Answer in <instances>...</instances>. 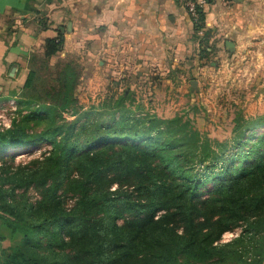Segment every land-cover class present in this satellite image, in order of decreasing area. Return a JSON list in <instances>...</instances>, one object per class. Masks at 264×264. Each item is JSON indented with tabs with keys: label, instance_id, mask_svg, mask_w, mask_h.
I'll list each match as a JSON object with an SVG mask.
<instances>
[{
	"label": "trees",
	"instance_id": "obj_1",
	"mask_svg": "<svg viewBox=\"0 0 264 264\" xmlns=\"http://www.w3.org/2000/svg\"><path fill=\"white\" fill-rule=\"evenodd\" d=\"M62 43L46 38L43 58L30 57L18 92L28 112L0 129V153L50 144L17 167L0 162V220L19 237L0 264H264V124L238 112L212 148L188 119L133 115L124 92L59 123L57 111L79 108L78 74L70 61L39 69Z\"/></svg>",
	"mask_w": 264,
	"mask_h": 264
},
{
	"label": "crops",
	"instance_id": "obj_2",
	"mask_svg": "<svg viewBox=\"0 0 264 264\" xmlns=\"http://www.w3.org/2000/svg\"><path fill=\"white\" fill-rule=\"evenodd\" d=\"M203 17L197 35L181 0H0V91L21 86L32 53L57 34L65 51L89 46L131 97L140 85L169 98L180 84L195 93L208 77L222 84L241 73L264 89V0H209Z\"/></svg>",
	"mask_w": 264,
	"mask_h": 264
},
{
	"label": "rangeland",
	"instance_id": "obj_3",
	"mask_svg": "<svg viewBox=\"0 0 264 264\" xmlns=\"http://www.w3.org/2000/svg\"><path fill=\"white\" fill-rule=\"evenodd\" d=\"M88 47L84 45L74 49L73 45L68 44L65 51V45L62 43V48L56 54V57H52L48 62L47 70L44 68L39 69V74L44 75L46 71H54V64L57 60L70 61L78 74L76 98L79 108L75 113L72 109L57 111L60 114V117L58 114L56 116L59 123L62 121L69 122L76 118H79L80 122H82L92 116H85L84 113L86 111L91 108H108L107 105L123 95L118 78L110 80L102 68V62H97L96 59L87 57L86 49ZM31 56L43 58V48L42 50L38 49ZM191 63L204 64V62L198 60H192ZM197 78L198 75H194L191 79L196 80ZM19 87L18 85L10 84L3 91H0V114H2L0 127L2 128H6L3 124L7 122H9L10 126V121L17 117L19 108L22 109V113L28 112L26 109L19 107ZM138 87L139 92L132 94L133 97L124 93L127 96L124 98V106L125 108L128 107L129 112H133L135 116L138 114H155L159 118H169L177 115L183 120L188 119L190 125L199 131L201 137L207 139L212 148H216L215 142L221 143L233 136V120L238 112L245 118L256 119L259 123L264 124V89L259 84H252L247 73H241L232 79L229 78L222 84L215 83L208 77L206 78V85L202 87V92L188 93L186 90H182L180 84L178 85L180 90L175 89L172 91L169 94V98H167L166 94L155 95L150 86L140 85ZM195 89H197V86ZM9 100L14 101V109H12L13 107L11 108ZM166 102L168 105H166ZM105 119L106 117H103L101 120ZM40 129L33 128L32 131L38 132ZM257 129L258 132H264V127H258ZM49 149L50 144L47 141L22 149L10 148L0 153V162L17 167L40 156L41 153ZM210 187L211 182L205 183L199 197H206L207 189ZM29 194L32 198L36 197L35 192L32 190L29 191ZM67 202L71 203V199H68ZM240 230L241 227H236L231 231L225 232L220 241H227L235 237ZM0 235L3 236L2 240H0V248L15 244L19 238L18 236H12L1 220Z\"/></svg>",
	"mask_w": 264,
	"mask_h": 264
},
{
	"label": "built area",
	"instance_id": "obj_4",
	"mask_svg": "<svg viewBox=\"0 0 264 264\" xmlns=\"http://www.w3.org/2000/svg\"><path fill=\"white\" fill-rule=\"evenodd\" d=\"M181 1L183 3L184 7L186 8L193 24H196L197 22H199V20H198L199 18H198V15L196 13V9L197 8H203L206 5L207 0H181ZM202 32H203L202 26H199L198 28H196L197 35L202 34ZM8 102L10 103L11 108L13 107L12 109H14V101L9 100ZM1 116H2V114H0V117ZM3 125H4V127L7 128L9 126V122L4 123ZM0 129H2V127H0Z\"/></svg>",
	"mask_w": 264,
	"mask_h": 264
},
{
	"label": "water",
	"instance_id": "obj_5",
	"mask_svg": "<svg viewBox=\"0 0 264 264\" xmlns=\"http://www.w3.org/2000/svg\"><path fill=\"white\" fill-rule=\"evenodd\" d=\"M196 80H191V82H190V85H191V87L192 88H195L196 87Z\"/></svg>",
	"mask_w": 264,
	"mask_h": 264
}]
</instances>
